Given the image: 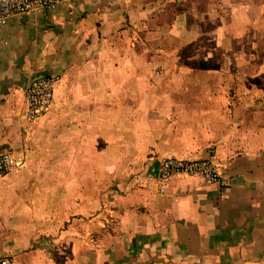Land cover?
<instances>
[{"label":"crops","instance_id":"1","mask_svg":"<svg viewBox=\"0 0 264 264\" xmlns=\"http://www.w3.org/2000/svg\"><path fill=\"white\" fill-rule=\"evenodd\" d=\"M57 1L0 26V153L26 158L0 177V264H264V0ZM51 75L53 111L30 124L25 92ZM122 99L138 179L50 159L120 138ZM169 157L229 185L182 176L161 196L146 174Z\"/></svg>","mask_w":264,"mask_h":264},{"label":"built area","instance_id":"2","mask_svg":"<svg viewBox=\"0 0 264 264\" xmlns=\"http://www.w3.org/2000/svg\"><path fill=\"white\" fill-rule=\"evenodd\" d=\"M57 0H0V26H6L17 14H26L39 10H49L57 5ZM61 82L60 76H42L31 81L25 92L24 118L30 124H37L49 115L55 106L56 89ZM25 156L14 150L0 153V177H3L25 162ZM182 176H200L209 184L228 186L218 166L211 159L169 157L150 166L146 174L148 185L156 187L159 195H164L170 182ZM1 264H10L4 260Z\"/></svg>","mask_w":264,"mask_h":264},{"label":"rangeland","instance_id":"3","mask_svg":"<svg viewBox=\"0 0 264 264\" xmlns=\"http://www.w3.org/2000/svg\"><path fill=\"white\" fill-rule=\"evenodd\" d=\"M170 18V16H169ZM141 45L137 44V50L140 51ZM124 49V48H122ZM126 99L121 100V111L124 118H121V137L115 139L104 138L103 140L96 139H62L58 142L57 153L50 158L55 159L57 162H73L82 163L86 162L89 164L90 168L94 166V170L89 169L88 176L89 179H100L105 182L109 178L112 179L113 174L117 172H112V170L107 169L106 166H112V164L118 165L120 170V178L122 182L127 179H138L142 173L143 163L145 160V155H131L129 150H132V141H130L129 134L130 122L129 119L134 118V113L131 115L127 104H123ZM107 108V107H105ZM106 110V109H105ZM132 116V117H131ZM95 132V131H94ZM133 140V139H132ZM87 143L86 147L82 148L80 144ZM78 145V146H77ZM103 147V149H102ZM105 168V170H103ZM47 173V172H45ZM53 173V172H52ZM68 171L57 170L56 179L58 184L64 181L65 175ZM74 174L76 171L73 172ZM86 173V172H85ZM109 182V181H108ZM96 188L89 186L86 190L89 193L94 191ZM57 191H64L63 186H58Z\"/></svg>","mask_w":264,"mask_h":264}]
</instances>
